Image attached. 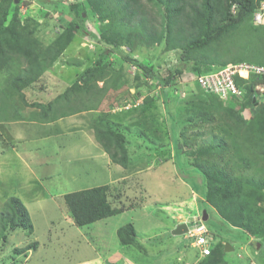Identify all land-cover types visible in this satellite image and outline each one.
<instances>
[{
  "label": "rangeland",
  "instance_id": "obj_1",
  "mask_svg": "<svg viewBox=\"0 0 264 264\" xmlns=\"http://www.w3.org/2000/svg\"><path fill=\"white\" fill-rule=\"evenodd\" d=\"M140 1L143 5L140 14L146 15L149 22L160 29L162 18L159 7L147 0ZM68 2L14 0L10 5L9 18L15 15L21 25L36 28L26 43L44 60V71L36 82L24 89L23 95L11 99L3 93V87L12 71L25 66V59L12 61L10 68L0 73V212L11 196H18L27 206L34 228L32 234L18 228L6 232L11 233L6 237L0 224V264L76 262L92 255L93 251L86 241H106L107 236L112 241L111 234L113 236L115 232L112 224L132 222L133 218L137 225V241H150L146 243L147 247H151V241L190 243L193 239L187 233L174 238L168 229L174 222L183 219L180 214L190 217L204 210L209 213L206 224L213 233L214 241L225 244L228 264H264V249L259 252L262 244L257 245L261 238L252 237L254 242L247 243L245 232L229 225L207 197L211 186L216 188L215 185L221 183L222 188L227 185L228 178L224 174L227 166L234 170L235 176L245 170L244 154L238 151V147L226 153L223 159H218L213 155L214 151L210 153L206 149L207 141L213 135L231 140L234 119L241 117L248 123L260 110L226 103L224 105L232 109L230 116L219 112L215 120L201 119L207 116L206 111L211 106L210 96L196 85L197 76L190 69L196 59L213 69L249 53L257 45L255 21H244L233 27L220 40L193 51L186 60L181 48H170L165 40L149 45L137 37L134 49L121 45L122 51L154 71L166 73L185 61L187 67L184 74L165 89L154 76H146L143 67L130 63L119 52L107 56L113 67V76L109 77L106 85L103 81L97 84L98 90L105 85L106 91L80 96L87 104L96 107L92 110L96 116L91 122L94 134L95 125L102 122L104 127H110L124 137L129 162L127 167H119L103 154L96 153L103 150L92 144L85 149H72L71 145L78 142H72L75 136L68 131L59 137L49 135L48 132L60 118L51 123L30 120L47 103L63 95L78 75L100 58L105 47L95 36L100 37L104 22L94 10H88L85 15L86 28L76 27V31L71 32L74 33L72 39L67 41L62 15ZM183 25L184 33L189 23L186 21ZM186 34L191 36L188 31ZM176 36L173 33L168 38L174 42ZM258 102L264 103L261 95ZM84 118L79 116L78 123H83ZM69 120L67 117L65 122ZM49 127L50 130L45 131ZM177 143L182 148L180 156L175 153ZM193 166L202 173L193 177L186 175L185 172H191L189 168ZM215 168L222 174L215 176ZM252 170H249L250 173ZM102 184L111 185L110 200L113 205L135 208L116 214L118 216L113 218L110 226L105 222L85 226L69 223L70 213L64 194ZM116 239L117 234L114 241ZM34 242L37 246L26 251L18 250ZM227 243H231L234 249L227 251ZM157 244L160 243H154L155 246ZM184 246L187 249H182L178 263L168 261L167 264H186V257L195 258L192 264H201L203 258L198 251L190 249L187 243ZM31 250L34 254L28 257ZM152 254L155 256L156 252L152 251ZM183 256L184 261L181 262Z\"/></svg>",
  "mask_w": 264,
  "mask_h": 264
},
{
  "label": "trees",
  "instance_id": "obj_2",
  "mask_svg": "<svg viewBox=\"0 0 264 264\" xmlns=\"http://www.w3.org/2000/svg\"><path fill=\"white\" fill-rule=\"evenodd\" d=\"M147 1L159 7L162 18L160 29L153 26L146 15L140 14L139 10L143 7L140 0H77L67 3L68 7L64 9L65 13L62 15L63 26L66 28L65 33L68 34L69 39L67 41L72 39L74 33L71 32H75L76 27L86 28L87 11L94 10L101 22H104L100 29V37L97 34L95 36L96 39L101 40L105 47L100 58L84 69L63 95L51 103H47L40 111L34 113L30 120H41L47 123L83 110L95 109L94 105L87 104L85 100H82L80 95L106 91L107 88L104 86L109 82V77L113 76V67L106 58L113 52H119L130 63L139 64L145 69L146 76H154L158 84L165 89L174 79L184 74L187 67L185 61L176 65L174 69L162 73L154 71L151 67L140 63L122 51L121 45L126 44L134 49L137 45V37L145 40L149 45H155L165 40L168 47L181 48L183 59L186 60L193 51L204 49L220 40L233 27L244 21L246 23L254 22V14L258 11L262 0ZM12 2L14 0L0 1V73L9 69L11 62L16 59L24 58L26 64L20 70L12 71L8 83L3 87V93L10 99L16 95H23L24 89L36 82L44 71V60L26 43L29 41L30 35L35 33L36 28L32 27L31 29L28 25H21L20 19L15 15L9 18ZM233 4L237 5L235 13L232 11ZM187 7L189 10H186ZM67 13L72 17V20L68 19ZM186 21L189 23L187 31L191 36L186 34L187 31L182 32L183 24ZM255 24L257 45L252 47V50L248 48L250 54L238 56L234 60L235 62L247 60L252 63L264 64V23ZM173 33L177 34L174 42L168 38ZM227 63L229 62L223 65ZM190 69L195 76L212 70L208 64L200 62L198 59L194 60ZM98 81H103L105 84L99 87V90ZM195 83L199 87L198 82L195 81ZM246 88L248 96L237 105L258 108L260 111L248 123L241 117L233 118L235 121L231 125L232 139L228 140L223 136L213 135L207 141L208 147H206L210 153L214 151L213 155L215 154L218 159H223L226 153L233 152L238 147V151L244 154L242 161H244L245 170L235 176L234 170L227 166L224 170V174L228 178L227 185H223L222 188L221 183L216 184V188L211 186L207 197L229 225L245 232L248 238L247 243L254 242L251 241L252 237L261 238V241H257V245L258 243L262 244L260 252L264 249V103L259 104L258 101H254L253 84L246 85ZM163 94L165 96L164 90ZM207 94L210 96L211 106L206 111L207 116H203L201 119L215 120L216 113L219 112H226L227 117L231 115L232 109L224 105L225 101L214 93ZM201 119L199 120L203 122ZM102 124L99 122L97 126L95 125L96 139L113 162L127 167L129 161L124 137ZM175 149L176 156H180L182 148L179 143ZM189 169L191 172H185V174L190 177L202 173L196 166ZM250 169H253L252 173H250ZM221 172L216 168L214 170L215 176H219L222 174ZM110 186L102 184L64 194L75 225L85 226L121 213L128 208L125 205H113L110 200ZM207 214L209 215L208 212ZM0 224L1 231L6 237L11 234L6 232L16 231L18 228H23L28 234L34 232L30 212L18 196H11L5 203L3 211L0 212ZM118 235L122 244L125 245L131 244L137 237L132 223L121 226L118 229ZM36 244L37 242H34L31 246L18 250L26 251L32 246H37ZM200 263L228 264L225 244L222 241L215 242L212 246V253L203 257Z\"/></svg>",
  "mask_w": 264,
  "mask_h": 264
},
{
  "label": "crops",
  "instance_id": "obj_3",
  "mask_svg": "<svg viewBox=\"0 0 264 264\" xmlns=\"http://www.w3.org/2000/svg\"><path fill=\"white\" fill-rule=\"evenodd\" d=\"M92 110L93 109L83 110V111L71 114L69 116L61 117L57 122H55L54 124L55 126L53 127L52 130H50V127H49L45 131L50 130L48 134L49 135L52 134V136L54 137H59L61 134H64L66 131H68L69 133H72L75 136L72 139V142H78L75 145H71L72 149H76V148L85 149L86 146H89L90 144H92L95 148H98V149L102 148L103 150L102 153H101V149L99 150V152H96V153L103 154L106 158H108V160H111L108 153L104 150L103 147H101L100 142L96 139L95 134L93 133L91 122H93V117L96 115L94 111ZM82 115L85 116L84 118L85 121H82L83 123H78L79 116H82ZM67 117H69L70 120L65 122ZM49 126H52V125L50 124ZM78 132L81 134H79ZM119 167H123V166L119 165ZM121 199L123 200V198ZM134 208L135 207H132L130 209L127 208L121 213L129 212V210H132ZM180 215L183 216L182 220L178 222H174L171 226L169 225L170 228L168 230H170V233L174 238L183 235V234L175 235L174 233H172L175 227L177 226V224L183 221H187L188 220L187 218H190L196 214L191 215L190 217H188L189 215L185 216V214L183 215L180 214ZM116 216L118 215H115V216L112 215L104 219L98 220L94 223L105 222L106 225L110 226L112 224L113 218ZM68 221L71 224H75L71 215L69 216ZM131 221L132 222H125V223L118 222L117 224H112L113 227H115L114 228L115 232H113V236L111 234L112 241L108 238V236L105 238L106 241H86L88 243V246H90V250L93 251L91 256L86 257V258H81L77 260L76 262H74L75 261L74 260L72 262H67V263H62V264H167L168 261H171V263L173 262L178 263V259L183 252L182 249L183 248L185 249L187 247V246H184V243L189 244L188 247L191 246L190 249H195L196 252L198 251L197 253H199V256H200L199 248L195 247L192 244V241L190 242L191 245L188 241L187 242H184V241H167V242L166 241H151V247H147L146 243L150 241H137V238H136V240L132 242L131 244H127V245L122 244L119 238V235H118V229L121 226L127 223H132L137 232V225L135 222V218H133V220ZM103 230H104V227L102 229V232L104 235L106 233ZM115 234H117L118 236V240L116 239V241H114ZM97 242L99 244L94 245ZM155 242H158L160 244H157V246H155L154 245ZM113 244L114 246H112ZM97 246L100 248L98 249ZM101 247H102V250H101ZM172 249H174V252L172 251ZM152 251L156 252L155 256H153L154 253L152 254ZM30 254L33 255L34 252L32 250L29 251L28 257L32 256ZM186 258L184 259V256H183L180 259L181 262L186 260V264H192L195 260V258H191V259L190 258L186 259Z\"/></svg>",
  "mask_w": 264,
  "mask_h": 264
},
{
  "label": "built area",
  "instance_id": "obj_4",
  "mask_svg": "<svg viewBox=\"0 0 264 264\" xmlns=\"http://www.w3.org/2000/svg\"><path fill=\"white\" fill-rule=\"evenodd\" d=\"M71 2L76 0H69ZM237 5H232L235 13ZM255 23L264 22V0L254 14ZM134 67V65H133ZM196 81L206 93H214L226 103L237 105L242 103L248 96L246 85L253 84L254 101H258L261 95L264 101V64L249 61L229 62L221 67L199 74ZM259 103V102H258ZM187 234L192 237V244L199 248L200 256L205 257L212 253L215 238L202 212L192 216L187 221Z\"/></svg>",
  "mask_w": 264,
  "mask_h": 264
},
{
  "label": "water",
  "instance_id": "obj_5",
  "mask_svg": "<svg viewBox=\"0 0 264 264\" xmlns=\"http://www.w3.org/2000/svg\"><path fill=\"white\" fill-rule=\"evenodd\" d=\"M69 20H72V17L71 16H67ZM209 218V215L207 214V211L204 210L203 211V219L204 220H208ZM188 230V224L183 221V222H180L177 224V226L175 227V229L173 230L172 233H174L175 235H182V234H185ZM258 245L260 246V243H258ZM234 248L231 246V243H227L226 244V250L227 251H230V250H233Z\"/></svg>",
  "mask_w": 264,
  "mask_h": 264
},
{
  "label": "clouds",
  "instance_id": "obj_6",
  "mask_svg": "<svg viewBox=\"0 0 264 264\" xmlns=\"http://www.w3.org/2000/svg\"><path fill=\"white\" fill-rule=\"evenodd\" d=\"M202 212V214H203V211H201ZM191 218V217H190ZM186 222V221H185ZM187 223V222H186ZM188 224V223H187ZM186 234V233H185ZM216 242V241H215Z\"/></svg>",
  "mask_w": 264,
  "mask_h": 264
}]
</instances>
